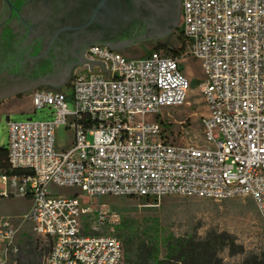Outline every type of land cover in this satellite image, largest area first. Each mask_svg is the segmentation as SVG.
I'll list each match as a JSON object with an SVG mask.
<instances>
[{"label":"built area","instance_id":"2783aa9c","mask_svg":"<svg viewBox=\"0 0 264 264\" xmlns=\"http://www.w3.org/2000/svg\"><path fill=\"white\" fill-rule=\"evenodd\" d=\"M180 25L205 73L202 144L173 140L157 120L186 103L191 81L155 51L93 46L86 59L109 72L78 66L62 90L32 91L34 112L49 106L53 119L9 122L0 194L31 200L23 222L51 242L47 264H124L122 217L92 199L250 197L264 221V0H182ZM61 127L67 149L56 146ZM17 232L0 220V264H18Z\"/></svg>","mask_w":264,"mask_h":264},{"label":"water","instance_id":"95a60500","mask_svg":"<svg viewBox=\"0 0 264 264\" xmlns=\"http://www.w3.org/2000/svg\"><path fill=\"white\" fill-rule=\"evenodd\" d=\"M181 16L182 0H0V104L40 88L60 91L78 66L108 71L87 50L165 39Z\"/></svg>","mask_w":264,"mask_h":264},{"label":"rangeland","instance_id":"374dc122","mask_svg":"<svg viewBox=\"0 0 264 264\" xmlns=\"http://www.w3.org/2000/svg\"><path fill=\"white\" fill-rule=\"evenodd\" d=\"M181 25L179 24V27ZM154 43L146 42L134 46L127 58H140L151 51ZM164 55L169 56L162 52ZM179 64L185 76L199 83L191 86L186 103L177 109H165L158 121H165V129L173 140L202 144V119L208 114L201 94L205 73L201 62L190 54L187 47ZM19 105V106H18ZM69 101V110H73ZM52 108L45 107L34 112L32 92L10 98L0 104V148H8L9 122L49 121L53 119ZM9 117V121H7ZM186 131V133H185ZM182 134L184 138L182 139ZM73 140L71 130L59 128L56 133V146L70 147ZM75 190L59 189L62 195ZM93 209L104 207L117 212L122 220L137 219L145 223L149 218H157L160 226L177 237L196 236L204 239L210 233H227L235 238V247L220 253L215 264H260L264 262V221L255 201L250 197L233 198L222 201L164 197L160 200L135 197H105L92 199ZM31 200L19 197H4L0 194V220L9 219L18 229L17 244L20 246V264H47L50 241L36 235L32 226L23 222L24 214L30 209ZM37 249L35 250V248ZM34 249V250H33Z\"/></svg>","mask_w":264,"mask_h":264},{"label":"trees","instance_id":"16d2710c","mask_svg":"<svg viewBox=\"0 0 264 264\" xmlns=\"http://www.w3.org/2000/svg\"><path fill=\"white\" fill-rule=\"evenodd\" d=\"M151 42L154 46L144 56L154 51L164 52L178 60L189 48V40L182 27L170 37ZM130 51L128 49L120 53ZM198 83L193 80L191 86ZM7 151L8 148H0V173L8 172ZM144 199L150 201V198ZM117 234L123 244L124 264H215L221 252L235 247V238L227 233H210L204 239L196 236L177 237L163 229L157 218H149L145 223L132 218L123 219Z\"/></svg>","mask_w":264,"mask_h":264},{"label":"crops","instance_id":"0c3cea01","mask_svg":"<svg viewBox=\"0 0 264 264\" xmlns=\"http://www.w3.org/2000/svg\"><path fill=\"white\" fill-rule=\"evenodd\" d=\"M19 106V105H18Z\"/></svg>","mask_w":264,"mask_h":264}]
</instances>
